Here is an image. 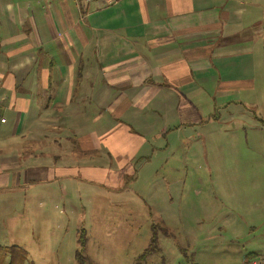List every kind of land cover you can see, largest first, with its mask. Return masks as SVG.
<instances>
[{
  "label": "crops",
  "instance_id": "1",
  "mask_svg": "<svg viewBox=\"0 0 264 264\" xmlns=\"http://www.w3.org/2000/svg\"><path fill=\"white\" fill-rule=\"evenodd\" d=\"M262 68L264 0H0V218L134 178Z\"/></svg>",
  "mask_w": 264,
  "mask_h": 264
},
{
  "label": "rangeland",
  "instance_id": "2",
  "mask_svg": "<svg viewBox=\"0 0 264 264\" xmlns=\"http://www.w3.org/2000/svg\"><path fill=\"white\" fill-rule=\"evenodd\" d=\"M254 77L134 178L22 194L0 218V264H264V68Z\"/></svg>",
  "mask_w": 264,
  "mask_h": 264
},
{
  "label": "trees",
  "instance_id": "3",
  "mask_svg": "<svg viewBox=\"0 0 264 264\" xmlns=\"http://www.w3.org/2000/svg\"><path fill=\"white\" fill-rule=\"evenodd\" d=\"M77 264H84V258L82 257V255L80 253L77 254ZM12 264V260L10 262Z\"/></svg>",
  "mask_w": 264,
  "mask_h": 264
},
{
  "label": "built area",
  "instance_id": "4",
  "mask_svg": "<svg viewBox=\"0 0 264 264\" xmlns=\"http://www.w3.org/2000/svg\"><path fill=\"white\" fill-rule=\"evenodd\" d=\"M2 121H4V119H2Z\"/></svg>",
  "mask_w": 264,
  "mask_h": 264
}]
</instances>
